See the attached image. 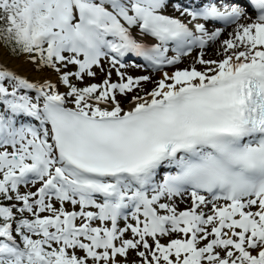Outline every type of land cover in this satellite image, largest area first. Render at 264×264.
Instances as JSON below:
<instances>
[{"label":"snow or ice","instance_id":"snow-or-ice-1","mask_svg":"<svg viewBox=\"0 0 264 264\" xmlns=\"http://www.w3.org/2000/svg\"><path fill=\"white\" fill-rule=\"evenodd\" d=\"M4 51L57 82L0 62V264H264V0H0Z\"/></svg>","mask_w":264,"mask_h":264},{"label":"bare ground","instance_id":"bare-ground-1","mask_svg":"<svg viewBox=\"0 0 264 264\" xmlns=\"http://www.w3.org/2000/svg\"><path fill=\"white\" fill-rule=\"evenodd\" d=\"M167 14H169V15L171 14L173 16H179V13L174 11V9L171 6H169V8L167 9ZM228 31H231V29H229ZM133 34L135 35V30H134ZM223 38H227V34H225V36ZM148 42H151V41L149 40ZM213 51H215V52H213ZM216 51H217V45H213L210 48V50L207 51V55L205 58L206 59H216V58L222 59L221 56H218L216 54ZM0 62H3L4 64H6L8 66V68H10L11 70L15 71L16 73H18V74H20L26 78H28L30 81L42 82L45 79H49L54 83L57 82V76L52 70L37 69L34 64L27 61L25 56H22L20 58H13L7 53V51H4L2 54H0ZM189 63L191 64L192 62H189ZM190 64H187V65H190ZM182 65H185V64L183 63ZM104 67L105 68L109 67L107 62L104 64ZM128 71L132 72V73L139 74V75L142 73L141 69L136 68V67H129ZM147 75H152V74H147ZM59 90L62 92L66 91V89L62 85L59 86ZM32 94L34 95V93H32ZM127 107H128V104L126 105L125 108H127ZM187 206H189L187 201L180 204L181 209H183Z\"/></svg>","mask_w":264,"mask_h":264},{"label":"rangeland","instance_id":"rangeland-1","mask_svg":"<svg viewBox=\"0 0 264 264\" xmlns=\"http://www.w3.org/2000/svg\"><path fill=\"white\" fill-rule=\"evenodd\" d=\"M223 37H224V36H223ZM223 37H222V38H223ZM222 38H221V39H222ZM223 39H224V38H223ZM210 48H211V47H210ZM210 48H208L207 51H209ZM213 52H215V51H213ZM195 55H196V52L193 54V56H195ZM216 59H217V58H216ZM189 62H192V59H191V58H185V60H184L181 64L177 65L176 67L181 68V69H183V68H187V67H189V65H187V64H190ZM105 63H106V62H104V64H105ZM183 63H184L185 65H182ZM197 68H198L199 70H202V67H201L200 65H197ZM140 69H141V71H142V73H141L140 75L152 74L154 80H155V79H159L160 73L153 72V71H151V70H148L147 68H140ZM48 70H50V69H48ZM72 70H75V68L73 67ZM165 70L168 71L169 73H171V72H173V71L175 70V68H173V67H168V68H166ZM126 72H127V74L132 75V76H134V77H136V76H140L139 74L129 72V71H128V68L126 69ZM103 79H104V73L100 72V71L97 69V77H96V79H95V80L86 79L85 82H86V83H93V82H95V83H99V82H101ZM112 80H113V81H116V80H117V76H116L115 72H113ZM144 87H145L146 89H149V90H150V89L153 87V85H152V84H145ZM119 99L121 100L122 106L126 107V105L128 104L127 99H125L124 97H119ZM69 209H70V206H69ZM121 226H123V224H121ZM162 242H163V243H166L167 241H166V240H162ZM130 259H135V253H130Z\"/></svg>","mask_w":264,"mask_h":264},{"label":"trees","instance_id":"trees-1","mask_svg":"<svg viewBox=\"0 0 264 264\" xmlns=\"http://www.w3.org/2000/svg\"><path fill=\"white\" fill-rule=\"evenodd\" d=\"M10 56L13 57V58H20V57H22V56H24V55H18V56L10 55Z\"/></svg>","mask_w":264,"mask_h":264}]
</instances>
